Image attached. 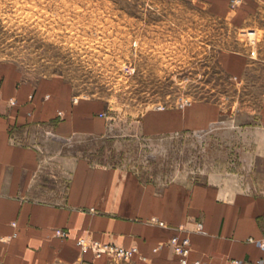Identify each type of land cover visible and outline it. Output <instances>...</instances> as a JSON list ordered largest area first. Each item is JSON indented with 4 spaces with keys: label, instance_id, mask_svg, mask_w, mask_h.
<instances>
[{
    "label": "crops",
    "instance_id": "obj_1",
    "mask_svg": "<svg viewBox=\"0 0 264 264\" xmlns=\"http://www.w3.org/2000/svg\"><path fill=\"white\" fill-rule=\"evenodd\" d=\"M207 1L209 11L228 12L230 0ZM241 1L236 14L226 16L240 29L253 27L264 0ZM249 51L226 53L223 65L234 77L255 64ZM76 96L62 77L32 82L14 63L0 62V264L72 262L82 254L80 237L136 246V255L152 264H180L169 243L174 235L190 237V261L264 258V250L249 241L264 239V98L254 121L238 126L237 171L160 187L136 171L64 153V139L105 135L112 126L104 101ZM223 118L220 103L201 100L149 111L142 128L150 136L204 131ZM31 127L50 134L56 150L19 142L21 130ZM153 217L166 226L151 223Z\"/></svg>",
    "mask_w": 264,
    "mask_h": 264
},
{
    "label": "rangeland",
    "instance_id": "obj_2",
    "mask_svg": "<svg viewBox=\"0 0 264 264\" xmlns=\"http://www.w3.org/2000/svg\"><path fill=\"white\" fill-rule=\"evenodd\" d=\"M210 2L0 0V62L14 63L32 82L62 77L78 97L105 102L109 132L64 139V153L136 171L160 187L214 178L240 168L238 126L254 121L264 98V10L240 29L226 15L241 0L227 1L225 14L209 11ZM230 50L255 52L240 77L223 65ZM201 100L224 109L208 130L150 136L142 128L149 111ZM50 136L31 127L17 140L48 152L58 147ZM88 252L52 264H152L138 250L128 260Z\"/></svg>",
    "mask_w": 264,
    "mask_h": 264
},
{
    "label": "built area",
    "instance_id": "obj_3",
    "mask_svg": "<svg viewBox=\"0 0 264 264\" xmlns=\"http://www.w3.org/2000/svg\"><path fill=\"white\" fill-rule=\"evenodd\" d=\"M78 98L79 97L76 96L74 100L77 101ZM15 102H16L15 99L13 98L10 99L11 104H14ZM160 108H163V106ZM150 222L156 223L161 226H166V223L162 220H159L157 217L151 218ZM13 224L15 225L16 223ZM202 227H203L202 222L198 223L199 231H202ZM56 232L61 237L67 236V232L63 229H57ZM1 240L8 241V237H1ZM249 241L256 243L258 247L264 250V239L249 238ZM77 243L82 252L92 251L98 256L105 254L107 256L126 259V260L133 258L138 250L136 246L125 247L122 245H116L112 243H102L101 241L87 237H80ZM169 243L173 247L175 253L180 256V264H228L226 262L215 263L213 261L206 259H195L193 261H190L191 239L187 235L186 236L174 235L173 237H171ZM230 263L231 264H247V263L264 264V258H259L255 261H250V262L240 259H232ZM75 264H93V263L87 260L80 259Z\"/></svg>",
    "mask_w": 264,
    "mask_h": 264
}]
</instances>
